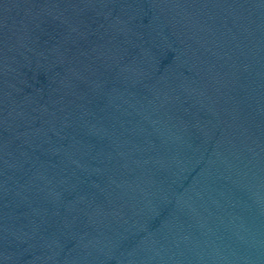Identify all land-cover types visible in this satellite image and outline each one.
Wrapping results in <instances>:
<instances>
[{
	"label": "water",
	"instance_id": "water-1",
	"mask_svg": "<svg viewBox=\"0 0 264 264\" xmlns=\"http://www.w3.org/2000/svg\"><path fill=\"white\" fill-rule=\"evenodd\" d=\"M0 264H264V0H0Z\"/></svg>",
	"mask_w": 264,
	"mask_h": 264
}]
</instances>
